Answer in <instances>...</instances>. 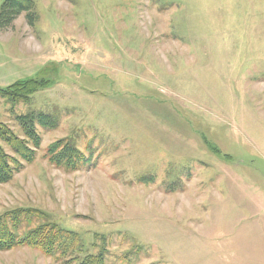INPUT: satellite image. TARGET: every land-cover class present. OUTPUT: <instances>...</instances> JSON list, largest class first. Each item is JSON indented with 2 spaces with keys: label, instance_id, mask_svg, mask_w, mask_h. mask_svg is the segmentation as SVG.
<instances>
[{
  "label": "rangeland",
  "instance_id": "374dc122",
  "mask_svg": "<svg viewBox=\"0 0 264 264\" xmlns=\"http://www.w3.org/2000/svg\"><path fill=\"white\" fill-rule=\"evenodd\" d=\"M35 4L34 25L0 29V90L49 83L26 103L0 95V123L23 137L20 114L58 123L37 125L0 213L43 209L110 264H264V0ZM61 138L87 166L47 158ZM0 264L62 262L24 246Z\"/></svg>",
  "mask_w": 264,
  "mask_h": 264
},
{
  "label": "trees",
  "instance_id": "16d2710c",
  "mask_svg": "<svg viewBox=\"0 0 264 264\" xmlns=\"http://www.w3.org/2000/svg\"><path fill=\"white\" fill-rule=\"evenodd\" d=\"M23 13L27 22L34 25L38 19L35 0H5L0 10V29L6 31L13 27L17 17ZM48 83L45 79L19 80L2 88L0 95L13 104L26 103L35 92L46 88ZM17 118L25 137L0 123V137L13 152H8L0 142V185L10 182L27 163L36 159L42 145V135L37 125L56 126L58 123L56 115L34 110L20 114ZM46 156L53 164L67 170L84 168L89 163L84 151L66 138L50 144ZM25 223L28 228H25ZM24 246L38 248L62 264H110L104 248L99 252L91 251L78 231L52 222L43 209L30 206L1 212L0 251Z\"/></svg>",
  "mask_w": 264,
  "mask_h": 264
}]
</instances>
